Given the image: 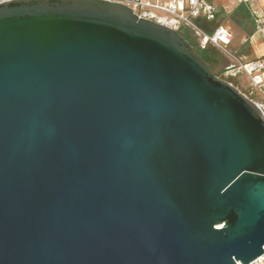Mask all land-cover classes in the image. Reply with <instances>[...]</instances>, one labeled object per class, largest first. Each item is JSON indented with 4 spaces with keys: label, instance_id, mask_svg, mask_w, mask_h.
I'll return each mask as SVG.
<instances>
[{
    "label": "water",
    "instance_id": "water-1",
    "mask_svg": "<svg viewBox=\"0 0 264 264\" xmlns=\"http://www.w3.org/2000/svg\"><path fill=\"white\" fill-rule=\"evenodd\" d=\"M263 254L259 104L126 4L0 3V264Z\"/></svg>",
    "mask_w": 264,
    "mask_h": 264
},
{
    "label": "built area",
    "instance_id": "built-area-1",
    "mask_svg": "<svg viewBox=\"0 0 264 264\" xmlns=\"http://www.w3.org/2000/svg\"><path fill=\"white\" fill-rule=\"evenodd\" d=\"M12 0H0V3ZM126 4L132 7L136 13L143 17L150 18L146 11L160 10L171 17L176 18V22L167 20H158L168 23L178 29L179 25H185L196 32L200 37V46L206 49L209 46H215L226 50L232 43V33L226 27H218L213 33H205L198 25V19L214 21L217 17V9L208 0H174V4L162 5L152 0H111ZM179 5H182V13L179 14ZM240 70L250 77L255 88L264 93V60H254L240 65ZM262 110L264 105H259ZM264 111V110H263ZM241 264V263H239ZM250 264H264V254L252 261Z\"/></svg>",
    "mask_w": 264,
    "mask_h": 264
},
{
    "label": "crops",
    "instance_id": "crops-1",
    "mask_svg": "<svg viewBox=\"0 0 264 264\" xmlns=\"http://www.w3.org/2000/svg\"><path fill=\"white\" fill-rule=\"evenodd\" d=\"M162 5L174 4V0H152ZM217 9L216 24L214 28L205 29L202 22H209L205 19H198L199 27L207 34L213 33L218 27H226L232 33V43L234 39L238 41V46L247 47L244 58L248 62L254 60H264V0H208ZM182 5H179V14L182 13ZM147 15L154 20H167L176 22V18L169 16L160 10H148ZM214 20V21H215ZM213 22V21H211ZM186 28L179 25L178 30ZM189 28V27H188ZM195 34L196 32L192 30ZM197 35V34H196ZM198 36V35H197ZM200 43V40H199Z\"/></svg>",
    "mask_w": 264,
    "mask_h": 264
},
{
    "label": "rangeland",
    "instance_id": "rangeland-1",
    "mask_svg": "<svg viewBox=\"0 0 264 264\" xmlns=\"http://www.w3.org/2000/svg\"><path fill=\"white\" fill-rule=\"evenodd\" d=\"M214 24H216V20L213 22H202V26L205 29L214 28ZM186 29L189 31L190 38L194 44V46H192L206 60V62L210 66V69L215 75L233 84L236 88H238L242 93H244L247 97H249L257 104L264 105V93L261 90L255 88L250 77L247 76V74L242 70H240V65L249 61L248 59L244 58V54L248 52V46L245 45V47H237L236 43H238V41L234 39L231 48H228L226 50L212 45L207 47L206 49H203L199 43L200 37L197 36L192 31V29L188 28L187 26L183 31H186ZM184 34L188 36L187 32H184Z\"/></svg>",
    "mask_w": 264,
    "mask_h": 264
},
{
    "label": "trees",
    "instance_id": "trees-1",
    "mask_svg": "<svg viewBox=\"0 0 264 264\" xmlns=\"http://www.w3.org/2000/svg\"><path fill=\"white\" fill-rule=\"evenodd\" d=\"M183 30H185V28L184 29H179L178 31H179V33H180V35L182 36V37H184L185 39H187L193 46H194V44H193V42H192V40H191V38H190V35H189V31L186 29V31H183ZM184 32H187V34H188V36H186L185 34H184ZM201 55V54H200Z\"/></svg>",
    "mask_w": 264,
    "mask_h": 264
}]
</instances>
